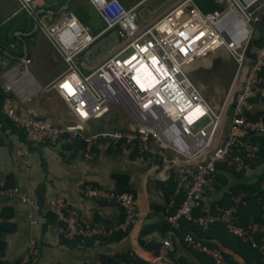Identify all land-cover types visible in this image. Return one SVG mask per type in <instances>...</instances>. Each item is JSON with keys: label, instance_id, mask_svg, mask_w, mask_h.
<instances>
[{"label": "built area", "instance_id": "2783aa9c", "mask_svg": "<svg viewBox=\"0 0 264 264\" xmlns=\"http://www.w3.org/2000/svg\"><path fill=\"white\" fill-rule=\"evenodd\" d=\"M17 2L21 12L36 21L38 30L64 63V74L49 91L59 96L78 122L61 127L39 118L19 117L11 98L17 83L11 74L15 68L6 74L2 86L0 119L21 132L33 147L83 141L84 158L93 161L95 148L101 143L114 148L129 144L154 162L171 167L183 200L174 213H170V206L162 212L167 228L155 254L157 263L180 264L170 254L182 221L202 231L221 224L229 237L257 250L264 261V202L257 199L262 203V220L251 218L242 227L238 209L245 202V192L231 195L228 207L207 198L216 193L213 183L219 167L241 173L260 159V145L255 139L264 137V111L256 121L250 120L248 114L253 104L264 103V0H215L220 8L209 12L201 11L194 0H180L151 23L141 19L138 5L127 8L119 0H89L103 23L96 34L71 13L48 23L37 17L35 0ZM260 23L262 30L257 28ZM104 40L109 42L108 48L100 58L89 62L88 57L95 55ZM220 50L229 55L238 72L247 66L248 70L234 97L230 131L223 143L214 147L223 111L215 110L201 96L199 87L189 77V68ZM153 61L164 68L166 78L151 89L142 88L135 82L136 67L144 63L157 78V69L150 65ZM115 104L130 114L134 127L84 138L86 123L103 119ZM195 110L197 116L189 121L190 112ZM168 151L181 158H170ZM25 156L24 151L15 152L18 161ZM260 191L264 192V180ZM79 193L89 200L119 206L123 220L113 226L92 222L70 207L63 196L49 195L40 203L0 179V200H20L40 214L54 215L71 241L125 234L138 219L133 192L81 182ZM32 224L37 221L32 220ZM181 241L215 264H225L216 250L193 234L183 236ZM40 253V243L32 239L22 264H32Z\"/></svg>", "mask_w": 264, "mask_h": 264}, {"label": "crops", "instance_id": "0c3cea01", "mask_svg": "<svg viewBox=\"0 0 264 264\" xmlns=\"http://www.w3.org/2000/svg\"><path fill=\"white\" fill-rule=\"evenodd\" d=\"M119 1L127 8L138 5L139 15H141V9H145L143 14L146 16L161 9L159 6H152L153 10L150 11L148 5L152 4L149 3L151 0ZM166 1L170 4L172 2V0ZM33 7L37 17L48 23L56 22L65 13H71L81 20L84 26L93 31L96 30L97 33L103 28L101 19L89 0H35ZM87 8H91V12ZM162 8L163 10L160 11L163 15L168 9L165 10L163 5ZM142 20L145 23H151L146 19L142 18ZM6 23L15 30V37H18L19 41L18 46H23L24 56H17L20 49L14 54L0 49V91L6 82V74L15 68L11 74L15 76L17 83L14 84L15 91L11 98L19 117L39 118L52 126L75 125L78 122L76 117L67 106L65 107L67 110L64 109L65 104L54 91H48L50 93L47 96L40 93L37 97L39 92L49 90L50 86L64 74L66 67L51 49L47 38L38 30L36 21L21 12L17 0H0V27ZM29 39L33 41L36 48L34 52L36 51L37 58L34 57V52L31 53L27 49ZM38 49L44 56L41 63L38 61ZM91 60H93L92 55L88 57V61L91 62ZM225 62L231 67V73L229 72V75L225 73L227 82L224 87L219 88V74H222L220 73L222 63ZM193 67H200L198 71L204 73L210 68L214 71L208 85L205 79L202 83L193 81L199 88L206 87L210 96L207 101L215 110L223 111L215 137V147L223 143L230 131L234 97L243 86L248 66L238 72L236 64L229 55L224 50H220L207 59L197 61L189 70ZM263 111L264 103L257 102L253 104L250 112L255 116ZM110 127L109 120L105 117L93 120L86 123V132L83 136L90 138L111 134L113 130H110ZM75 142L65 141L55 147H33L26 143L21 132L1 118L0 179L9 186L18 187L21 192L37 202L49 195L63 196L69 206L75 208L83 218L113 226L123 220L122 209L117 205L82 197L79 187L81 182H87L117 189L115 176L125 175L137 199L139 212L137 221L124 235L111 239L71 241L65 237V231L57 219L36 212L20 200H0V225L4 226L2 229L4 234L0 237V241L4 242L3 259L13 262L23 258L28 251L30 241L36 239L41 245V253L32 264H103L117 257H125L127 261L137 258L146 264H160L156 262L155 254L166 226L162 210L169 206L171 209L175 201L179 202L182 197L174 170L154 162L149 155L139 153L129 144L114 148L112 145L101 143L95 148V159L87 161L84 158V150L79 145H74ZM259 143L264 150V137H260ZM156 145L154 142L153 146L156 147ZM16 151H24L26 156L18 161L15 158ZM167 153L170 158L178 160L181 158L171 151ZM262 180H264V153L258 162L241 173L219 170L213 183L216 193L207 198L227 205L230 201L225 200V196L244 192L245 189L255 187ZM30 215L32 219L29 218ZM32 220L37 221V224H32ZM192 234L196 236L194 231ZM223 236L231 239L226 233ZM210 242L222 252L229 254L235 262L245 264L232 248L222 246L215 239ZM234 249L236 250V247ZM197 253L185 247L181 237L178 236L170 256L180 264H211L201 261ZM119 264L132 263L119 259Z\"/></svg>", "mask_w": 264, "mask_h": 264}, {"label": "trees", "instance_id": "16d2710c", "mask_svg": "<svg viewBox=\"0 0 264 264\" xmlns=\"http://www.w3.org/2000/svg\"><path fill=\"white\" fill-rule=\"evenodd\" d=\"M194 2L196 4V6L203 12L214 11V10H217L220 8L215 3V0H194ZM80 18H82V17H80ZM78 21L81 23V20H78ZM257 28L259 30H262L263 25L260 23L257 25ZM14 38L18 39V37H14ZM19 47H20V53L17 56L22 57V56H24L23 46H19ZM0 49L2 51H5V49H6L5 43L1 39H0ZM11 54H14V53L11 52ZM3 99H4V94L2 91H0V106L3 102ZM260 116H261V114L255 115V116H253L252 114H248L249 119L252 121L258 120L260 118ZM255 141H257L259 143L260 138L255 139ZM74 145H77V146L79 145V147L82 150H85V148H86V145L84 142H77L76 141L74 143ZM259 145H260V157H261V155L264 153V150L262 148V144L259 143ZM219 170H228V169H226L225 167H219L218 171ZM228 171H231V170H228ZM231 172H233V171H231ZM115 180H116V183L118 186L116 189L117 191H119V192L120 191H122V192L123 191L133 192V189L128 185L129 179L127 176L118 174L115 176ZM244 192L246 193L247 197L245 199L244 204L240 205V207L238 209L239 225L242 227H246L249 219H251V218L254 221H261L262 220V215H263L262 203L264 202V192L260 191V182L253 188L245 189ZM230 196L227 195V196H225L224 199L229 201ZM258 198L261 199L262 203L258 202V200H257ZM182 200H183V195L180 198L179 202L177 200L175 201L174 206H172V208L170 209V213H174L176 211V209L180 206ZM42 201H40V203ZM219 204L221 206L228 207L230 205V202L227 205H223L221 202H219ZM165 209H163L162 212H164ZM195 214L198 215L199 212H196ZM47 216L51 217L52 219L53 218L56 219V217L52 214H49ZM3 228H4V226L0 225V237L4 234V232L2 230ZM166 228H167V224L164 228L163 235H164ZM193 231L196 233L195 234L196 237L201 239L206 246L216 250L220 254V256L224 260L225 264H239V263L232 260V258L229 254H226V253L222 252L221 250H219L218 247H215V245H213L210 242L212 239L218 240L222 244V246H224V247L232 248L233 251H235V253L237 255H239L244 260L245 264H263L262 256L257 250L252 249L249 245L242 243L237 238H231V239L229 238L228 239L225 236H223V234L226 232H225L224 227L221 224H213L207 231H202L201 228L195 226L194 224L182 221L180 224V229L177 232V235L182 238L183 236H185L187 234H192ZM214 233L219 234V235L216 236ZM120 235H124V234L119 233V234H116V235L111 236V237L106 238V239H111L115 236H120ZM77 241L81 242L80 240H77ZM3 245H4V242L0 241V251H1L0 252V264H22L23 258L17 259L13 262H9L7 260H4L3 259L4 255L2 254ZM234 247H236V250L234 249ZM197 254H198V258L201 261H204V262L207 261L211 264H215L214 261L212 259H210L209 257H207L206 255L200 254V253H197ZM119 259H121L122 261H125V262L130 261L132 264H146L141 259L131 258L130 260L127 261L125 259V257H117L114 259H110L106 263H103V264H119Z\"/></svg>", "mask_w": 264, "mask_h": 264}, {"label": "rangeland", "instance_id": "374dc122", "mask_svg": "<svg viewBox=\"0 0 264 264\" xmlns=\"http://www.w3.org/2000/svg\"><path fill=\"white\" fill-rule=\"evenodd\" d=\"M179 1L180 0H172V2L170 4L166 0H151V1H149V3H152V4L148 5L150 11L153 10L152 6H154V7L155 6H159V7H161V9H159V11H156L153 14L152 13L148 14L147 16L143 14V10H145V9H141V15H140L141 19L143 18V19H146L147 21L152 22L153 19H155L156 17L157 18L160 17L159 15L161 14V11L163 10L162 5L165 8V10H167V9L169 10V9H171V7L173 5H175ZM156 3H157V5H156ZM87 10L91 12L92 9L91 8H87ZM148 18H149V20H148ZM90 19L92 21V17ZM100 23H101V27H103V24H102L101 21H100ZM95 31L96 30L93 31L94 34L97 33ZM14 37H15V30H12V27L9 25V23H6V24H4L3 26L0 27V39L5 43V48H6L5 50L13 52V53H17L18 50L20 49V47L18 46L19 45V41H18V39H15ZM28 43H29V45H28L27 49H28L29 52L33 53L34 50H36V48L34 47L33 41L31 39H29ZM108 46H109V42L108 41H106V40L102 41L101 44L99 45V47L97 48V51H96L95 55L92 57L93 60H97L98 58H100V56L102 55L104 49L105 48L107 49ZM33 55H34V57L37 58L36 51L33 53ZM38 57H39L38 61L41 63L43 61V59H44V56H43V54H42L40 49H38ZM226 66H228V67H226ZM199 68L200 67H196V68L193 67L192 69H190L189 70V77L191 78L192 81L194 80V81H196L198 83H200V82L202 83V81L205 79V82L208 85V81L212 79L211 77H213V75H212V72H214V71H212L213 69H211V68L210 69H206V71L204 70L205 71V73H204V72L198 71ZM229 72L231 73V67H229L228 63L227 62L222 63V70L220 71V73H222V74H219L220 78L218 79L219 88L225 86V83L227 82V80L225 79V73H227L229 75ZM48 91L49 90H46V91L43 90V92L42 91L39 92L37 97L40 95V93L42 95H44V96L49 95L50 92H48ZM221 103H223V102H221ZM65 107H66V105H64V109L67 108V107L66 108ZM105 118L107 120H109V123H110V126H111L109 129L113 130L110 133L118 131V130H115V129H119V130L120 129H130V128L134 127L133 118L130 116V114H128L125 111V109L122 106H119L118 104H115V105L111 106L110 112H109V114H107V116H105ZM91 121H93V120H91ZM68 126H70V125H68Z\"/></svg>", "mask_w": 264, "mask_h": 264}, {"label": "bare ground", "instance_id": "6f19581e", "mask_svg": "<svg viewBox=\"0 0 264 264\" xmlns=\"http://www.w3.org/2000/svg\"><path fill=\"white\" fill-rule=\"evenodd\" d=\"M150 65L153 66L154 69H157L159 77L156 78L150 68L144 63H140L136 67L135 82H137L142 88L151 89L161 82V80L166 78L164 68L156 66L154 61ZM196 113H198L197 110L190 112L188 120L190 121L192 118L194 119L197 116Z\"/></svg>", "mask_w": 264, "mask_h": 264}, {"label": "water", "instance_id": "95a60500", "mask_svg": "<svg viewBox=\"0 0 264 264\" xmlns=\"http://www.w3.org/2000/svg\"><path fill=\"white\" fill-rule=\"evenodd\" d=\"M200 94L201 96L205 99V100H208L209 99V90L204 87V86H201L200 88Z\"/></svg>", "mask_w": 264, "mask_h": 264}, {"label": "snow or ice", "instance_id": "6c2138e0", "mask_svg": "<svg viewBox=\"0 0 264 264\" xmlns=\"http://www.w3.org/2000/svg\"><path fill=\"white\" fill-rule=\"evenodd\" d=\"M64 87H67V85H64Z\"/></svg>", "mask_w": 264, "mask_h": 264}]
</instances>
